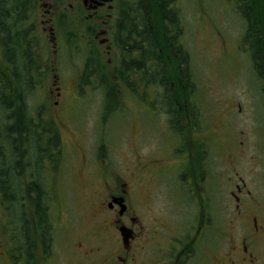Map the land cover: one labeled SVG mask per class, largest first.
<instances>
[{
    "label": "flooded vegetation",
    "instance_id": "flooded-vegetation-1",
    "mask_svg": "<svg viewBox=\"0 0 264 264\" xmlns=\"http://www.w3.org/2000/svg\"><path fill=\"white\" fill-rule=\"evenodd\" d=\"M20 1L21 15H10L14 21L12 32L16 27L30 41L22 45L23 53H11V43L0 44V84L7 87L9 100L23 102V109H11L9 148L13 155L9 165L0 161V167L8 168L5 180H13V184H4L0 196L3 192L24 197L39 193L43 206L39 212L24 201V219L14 228L17 235L15 231L10 235L8 264H264V210L255 196L264 191V183L259 182H264V0H230L237 31L230 41L221 36L223 51L230 45L237 57L243 55L252 83V107H258L254 112L261 120L256 122L252 111V131L239 130L235 135L222 125L207 124L202 114L205 109L192 101L190 78H185L189 71L182 75L183 86L178 81V86L173 87L166 80L171 91L183 89L182 92H165V86L157 84L159 78L154 81L150 77L145 83V69L155 61H142L149 40L143 38L147 32L143 14L132 10L133 0ZM161 32L164 35L167 31ZM152 34L156 36V28ZM178 39L184 48L183 37ZM133 41L138 60L137 92L133 98L140 119L146 121L142 127L156 125L161 144L146 157L142 152V129L138 140L141 147L137 146L133 166L115 162L111 147L99 132L96 146H91L95 155L76 140L66 139L71 150L68 174L76 179V171L81 169L86 190L82 209L89 218L87 229L79 233L71 223L62 226L54 220V206L46 199L49 191L59 195L58 189L47 190V178L60 175L63 136L75 138L62 128L60 118L54 126L52 116L47 120L39 111H48V102L54 95L55 117L60 112L76 113V104L78 107L83 100L81 88L88 93L101 89L103 104L105 85H118V93L112 94L118 103L109 114L102 108L99 115L98 131L102 129V135L110 127L108 116L122 113L123 95L132 97L126 86L130 81L117 74ZM4 49H9L7 54ZM63 62L74 64L75 70L68 94H63L64 79L59 70ZM181 68L178 63L179 73ZM52 72L51 88L55 92L46 84ZM34 98L39 104L31 109L28 101ZM15 112L20 113L24 123H30L22 126L27 135L19 141L14 140ZM31 131L35 142L29 135ZM245 133H252L255 139L249 147L248 172L239 166ZM16 163L20 165L15 171ZM244 173L259 183L249 189ZM4 176L0 173V177ZM223 188L233 204L231 211H223ZM161 196H166L163 216L158 209L154 211ZM14 212L15 207L7 213L13 226ZM223 213L227 218L225 230ZM250 223L252 227L245 229ZM19 242L23 245L19 246Z\"/></svg>",
    "mask_w": 264,
    "mask_h": 264
},
{
    "label": "rangeland",
    "instance_id": "rangeland-1",
    "mask_svg": "<svg viewBox=\"0 0 264 264\" xmlns=\"http://www.w3.org/2000/svg\"><path fill=\"white\" fill-rule=\"evenodd\" d=\"M176 6L183 27V42L189 53V74L192 75L194 84V97L197 105H202L201 108L205 109L202 114L207 120V124L222 125L224 130L231 131L234 135L239 130L252 131L251 126H253V123L249 120L252 111L255 119H257L256 122L261 120L254 112L258 107H252V93L249 89V85L252 87V83H250L249 68L242 59V54L237 57L236 52L232 51V46L227 45L226 51H223V45H221V36L230 41L235 31H237L230 0H178ZM40 43V45H43L41 40ZM73 67L74 64L70 62L68 64L63 62L59 65L60 73L64 79L62 82L63 94H68L71 91L70 78L74 76L73 72L75 71ZM53 74L55 72L48 73L46 84L50 90L55 92L54 87L51 88ZM122 90L124 89L122 88ZM88 91L89 93L85 88L80 89L83 100L80 101L82 103L78 107L76 104L78 111L76 113L75 111L60 112L61 116L55 117L56 110L52 104L56 101L54 95H51L52 99L48 102V111H39L42 114L44 113L45 118L48 117L47 120H49V116H52L55 122L54 126L60 118L62 128H66L70 135L75 138L73 139L69 135L63 136L64 160L62 161L60 175L55 176L56 174H53V177L47 178V190L58 189L59 195L49 191V196L46 199L54 206L52 208L54 220H57L62 226L67 222L71 223L79 229V233L87 229L89 218L87 211L82 209L85 205L86 190L80 178L81 169L76 171V175H78L76 179L68 174L70 162L68 155L71 154V150L66 139L69 141L76 140L81 146H86L87 151L93 152L91 146L94 143L96 146L99 132L100 136H105L103 141L112 149L111 158L115 162L124 161L133 166L135 165L136 152L141 147L138 146V140L142 129H144L145 134L142 152L146 154V157L149 156V152L154 147L161 144V135L156 125H154V128L150 125H146V128L142 127V124L146 121L143 118L140 119L138 105L133 100V96L129 95H123L122 97L120 108L122 113L108 116V120H111L110 127L103 131L101 135L102 129L98 131V126L100 127L98 120L103 108L102 90L92 89ZM117 91L116 89L115 93H118ZM74 92L75 89L72 90V93ZM123 93L127 94L126 91H123ZM117 103L118 100H114L112 107ZM38 104L36 98L28 101L31 109L36 108ZM245 135V148L241 150L239 166L241 171L248 172L249 147L255 139H253L252 133L251 136H247L248 133H245ZM258 150H260V146ZM95 152H93V155H95ZM79 160H77L78 166H80ZM243 177L249 189H252V185H257L259 182L264 183L260 180L259 182L252 181L251 178L246 176V173L243 174ZM223 192V211H231L234 207L231 199L226 196V188H223ZM255 196L261 209L264 210V191H258ZM165 197L161 196L156 201L158 202L157 207L154 206V211L158 209L161 216H163V210L167 209L164 202ZM150 202L153 204L152 201ZM259 204H257V207ZM5 211L0 205V264H8L7 258L10 250L11 218ZM226 221V213H223L224 230L226 229ZM248 227L251 228L252 224H247L245 229ZM230 234L234 235V232L230 230ZM238 234L239 232L236 231V235ZM19 244L23 245L21 242Z\"/></svg>",
    "mask_w": 264,
    "mask_h": 264
},
{
    "label": "trees",
    "instance_id": "trees-1",
    "mask_svg": "<svg viewBox=\"0 0 264 264\" xmlns=\"http://www.w3.org/2000/svg\"><path fill=\"white\" fill-rule=\"evenodd\" d=\"M146 3L139 2V0H133L132 2V10L135 13H142L143 14V23L144 28L147 32L143 33V38L149 40V44L146 50H143V63L147 61V59H151L155 61V64L150 65V68L145 69L146 75V82L150 81L154 78L158 79L157 84H160L163 88L165 86V92L173 93L176 91L182 92L183 89H170V85L166 83V80H170L174 86H178V81H181V85L183 86V78L182 75H186V71L190 70V60H189V53L187 49L180 45L179 36L183 35V29L181 26V18L179 10L177 9L178 0H145ZM136 3V4H135ZM22 1L20 0H0V44L2 46H7L8 44L14 45V48H10L11 53H23L22 45L26 44L27 35L25 32H19L18 28H14L12 32V26L14 25V21L11 18V14L21 15V6ZM161 15H165L162 17ZM156 28L157 34L156 36L152 34V30ZM162 30L167 31L164 35L162 34ZM169 38V39H168ZM178 39V40H177ZM135 40V38H133ZM10 41V42H9ZM170 45V46H168ZM4 54H7L8 50H3ZM26 52V51H24ZM168 58V59H167ZM138 60L135 54V43L133 41V46L130 50L126 52V56L121 63L120 69L118 70L117 76L120 78H125L130 81V86L126 85L129 88L131 95L133 96L135 92L136 84V66ZM178 63H181L182 67L178 69ZM31 71H33V64H30ZM144 67V64H143ZM49 70V69H48ZM189 76L190 78V92L192 94V101L196 102L194 94V84L192 81V75L187 74L185 78ZM179 77V78H178ZM180 79V80H177ZM145 86V84H144ZM118 85H105V90L103 93H106L105 100H103V109L109 114L112 109V102L114 101V94L115 90H118ZM146 89L149 91V86L146 85ZM145 91L147 92V90ZM113 94V95H112ZM146 94V93H145ZM175 99L178 97L175 96ZM134 100V99H133ZM14 103V105H13ZM20 107L23 109V102L19 104V101L16 99L13 102L7 98V87L5 85L0 84V161L3 165L7 166L10 163L11 156L13 155L12 151H10V132L11 128L9 127L10 123L9 120L11 118V109ZM23 117L20 115L19 112H15V121H14V132L17 135V139L15 141L23 140V135L26 136L27 134L24 132L22 126H25L30 123L23 122ZM51 125V123H50ZM29 135L33 137L35 142V135L34 132H29ZM27 140V139H26ZM38 140V137L36 138ZM10 153V154H9ZM20 163V162H19ZM15 164V171L18 170L17 167L21 164ZM8 172V168L3 166L0 167V173L3 174ZM6 176L0 177V188L6 186H10L9 184H13V180L8 181L5 180ZM43 196L39 193L37 195H33L32 197L29 196H13L7 194L5 192L1 193L0 201L6 205V211L14 209L15 207V226L12 225L10 222L11 234L15 231L14 228L16 226H20V221H23L24 214H22V207L24 206V201L26 200L30 205L36 207V211L40 212V206H43L42 198ZM30 199V200H29ZM8 207V209H7ZM12 221V219H11ZM23 230L20 231V234ZM15 234L17 235L16 231ZM18 234V235H20ZM21 236V235H20ZM19 246H21L18 243Z\"/></svg>",
    "mask_w": 264,
    "mask_h": 264
},
{
    "label": "bare ground",
    "instance_id": "bare-ground-1",
    "mask_svg": "<svg viewBox=\"0 0 264 264\" xmlns=\"http://www.w3.org/2000/svg\"><path fill=\"white\" fill-rule=\"evenodd\" d=\"M168 59V58H167ZM151 85V84H150ZM15 226V225H14ZM4 236H6V235H4Z\"/></svg>",
    "mask_w": 264,
    "mask_h": 264
}]
</instances>
